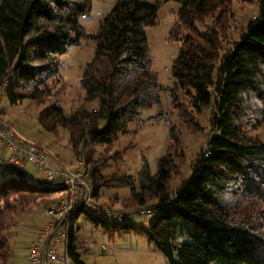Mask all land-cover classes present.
Instances as JSON below:
<instances>
[{
    "label": "trees",
    "instance_id": "1",
    "mask_svg": "<svg viewBox=\"0 0 264 264\" xmlns=\"http://www.w3.org/2000/svg\"><path fill=\"white\" fill-rule=\"evenodd\" d=\"M175 1L181 4L177 32L186 29L184 34L172 32L180 42L172 63L176 87L188 95L190 111L201 113L212 104L216 110L208 154L202 153L192 174L171 190L177 167L171 152L157 160L156 172L144 159L136 175H104L102 164L93 159L97 145L113 143L143 109L161 102L165 88L152 69L146 33V27L156 24L159 4L117 0L98 29L87 33L80 19L91 12L93 0H0V84L7 81L8 101L43 104L51 96L50 83L60 76L68 48L92 40L94 54L80 85L85 101L98 100V107H80L68 114L57 103L46 104L39 112L40 123L47 131L59 126L69 131L74 156L82 163L94 197L102 187H128L135 205L150 203L155 213L145 227L130 219L121 223L77 212L67 245L77 264H84L75 226L82 215L108 235L146 234L170 264H264V139L246 134L248 128L264 126V0L229 50L223 48V31L232 17L231 0ZM208 17L214 23L203 30L199 24ZM176 89L171 90L173 102L182 115L188 114ZM37 180L40 184L16 168L0 181V264L13 255L9 210L29 209L36 197L54 189L45 179ZM12 196L18 198L16 203L1 207Z\"/></svg>",
    "mask_w": 264,
    "mask_h": 264
},
{
    "label": "rangeland",
    "instance_id": "2",
    "mask_svg": "<svg viewBox=\"0 0 264 264\" xmlns=\"http://www.w3.org/2000/svg\"><path fill=\"white\" fill-rule=\"evenodd\" d=\"M116 1L93 0L91 12L80 19L87 33L98 29L100 20ZM144 1L159 4L156 24L146 27V33L152 69L157 72L165 91L161 93L160 104L143 109L137 120L128 126L126 132L119 133L113 143L97 145L93 159L95 164H102L100 171L104 175L115 172L136 175L144 159L149 162L152 172H156L157 160L167 152H171L177 163L176 172L171 180V190H176L181 182L192 174L199 156L207 152L209 140L215 133L211 118L216 109L212 104L201 113L190 111L188 95L176 87L177 83L172 76V63L180 49V42L172 36V32L176 35L186 32L184 28L179 32L176 29L181 4L175 0ZM260 3L261 0H231L232 17L228 21L226 31H223L225 50L231 49L233 42L239 40L241 34L246 31L248 23L257 16ZM213 23V18L208 17L199 26L205 30ZM93 54L94 43L88 38L83 39L79 44L71 45L61 58L60 76L50 83L51 96L43 104L24 99L13 105L4 95L5 92L0 96V123L13 128L19 140L44 150L48 161L54 167H76L81 173L82 168L78 170L80 161L74 156L71 148L69 131L61 126L57 131L45 130L40 123L39 112L46 104L51 103L61 105L68 114L74 113L80 107L90 110L98 107V100L85 101V91L80 85L86 64L92 59ZM173 88H177L178 101L182 110L187 108L188 114L182 115L174 104L171 93ZM170 133L173 134L172 138ZM246 134L253 138L264 139V126L256 129L248 128ZM9 157V150L0 145V163L6 160L5 165L0 168V181L16 172L17 167L11 166L7 160ZM91 168L92 166L89 165L88 169ZM22 171L39 180L45 179L43 170L32 162H25ZM82 176L91 187L89 180L83 174ZM100 191L98 197L92 195L96 202L108 210L132 212L130 218L132 223L147 227L155 215L154 212L146 215L137 212L142 207L150 208V203L142 207L135 205L129 198L128 187H102ZM65 195L64 189L56 188L38 199L33 197V201L35 199L37 202L31 203L29 209L9 210L8 217L12 219V226L8 236L13 255L10 259L7 256L2 264H29L27 247L37 239L40 230L52 220L47 213L49 208ZM17 200L16 196H12L2 201L1 207L7 206V202L14 204ZM64 226L66 231L67 224ZM75 226L79 227L78 252L80 261L84 264H170L165 255L155 249L144 233L117 232L108 235L102 233L100 228L94 226L83 215L78 218ZM65 240L62 238L57 244L61 251L64 250ZM184 240L186 238L182 241ZM71 264L77 263L72 261Z\"/></svg>",
    "mask_w": 264,
    "mask_h": 264
},
{
    "label": "built area",
    "instance_id": "3",
    "mask_svg": "<svg viewBox=\"0 0 264 264\" xmlns=\"http://www.w3.org/2000/svg\"><path fill=\"white\" fill-rule=\"evenodd\" d=\"M6 87L7 81L0 84V96L5 92ZM0 145L9 150L8 162L11 166L24 170L25 162L30 161L43 170L45 185L54 189L62 188L66 192L65 196H61L54 206L49 208L47 213L52 220L40 230L37 239L29 244L27 255L29 264H71L74 261L67 250L69 228L74 222L76 213L81 210L99 214L121 223L131 218L132 212L108 210L97 203L92 196L89 184L76 167H54L48 161L44 150L34 144L19 140L15 130L3 123H0ZM205 154H208V150ZM79 165L78 170L82 163L80 162ZM28 175L36 183H39L37 178L31 174ZM77 188L80 189L77 190ZM137 212L146 215L152 213V210L142 207ZM66 224L68 228L65 231L64 225ZM62 238L66 240L64 250L61 251L57 244Z\"/></svg>",
    "mask_w": 264,
    "mask_h": 264
},
{
    "label": "water",
    "instance_id": "4",
    "mask_svg": "<svg viewBox=\"0 0 264 264\" xmlns=\"http://www.w3.org/2000/svg\"><path fill=\"white\" fill-rule=\"evenodd\" d=\"M27 177H28V179H29L30 181L35 182V181L33 180V178H32L30 175L27 174ZM35 183H36V182H35Z\"/></svg>",
    "mask_w": 264,
    "mask_h": 264
},
{
    "label": "crops",
    "instance_id": "5",
    "mask_svg": "<svg viewBox=\"0 0 264 264\" xmlns=\"http://www.w3.org/2000/svg\"><path fill=\"white\" fill-rule=\"evenodd\" d=\"M1 107V106H0ZM28 248V247H27Z\"/></svg>",
    "mask_w": 264,
    "mask_h": 264
}]
</instances>
